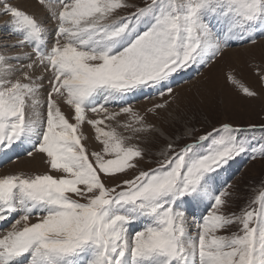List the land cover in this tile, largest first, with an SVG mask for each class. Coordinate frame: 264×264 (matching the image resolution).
I'll return each mask as SVG.
<instances>
[{
  "label": "snow or ice",
  "instance_id": "1",
  "mask_svg": "<svg viewBox=\"0 0 264 264\" xmlns=\"http://www.w3.org/2000/svg\"><path fill=\"white\" fill-rule=\"evenodd\" d=\"M37 4L46 17L0 0L18 34L17 51L0 49V154L27 146L49 168L0 176V223L9 222L0 264H264V181L234 208L221 173L244 154L264 160V138L246 135L256 126L222 122L165 137L147 119L175 101L184 73L264 38V0ZM254 70L264 80V68ZM225 80L257 95L231 70ZM154 96L162 102L133 110ZM121 114L128 119L117 121ZM85 124L101 150L82 143ZM146 160L154 166L145 170Z\"/></svg>",
  "mask_w": 264,
  "mask_h": 264
},
{
  "label": "rangeland",
  "instance_id": "2",
  "mask_svg": "<svg viewBox=\"0 0 264 264\" xmlns=\"http://www.w3.org/2000/svg\"><path fill=\"white\" fill-rule=\"evenodd\" d=\"M20 2L22 1L15 0L16 5ZM10 20V16L0 14V49L7 48L12 53L17 51L12 49L11 46L18 42V34L13 31ZM262 42H264V38H258L255 44L229 48L221 58L203 69L198 75L192 70L184 73L173 92L175 101L168 109L160 111L159 115L153 116L149 114L147 119L154 123L164 133L165 137L179 136L186 128L193 129V136H198L205 131H210L214 126H219L222 122H229L234 126H241L246 129L255 125L257 130H249L246 135L254 137L256 141H260L264 138V132L259 131V128L264 126V80L256 74L254 69L257 66L264 68V43ZM231 50L233 52L227 53ZM228 70L233 71L237 78L244 85L255 91L257 95L246 97L231 86L225 80V73ZM160 102H162L161 99L154 96L152 99H138L137 102L133 103L132 107L134 111L144 114L148 108ZM112 110L118 111L119 108L116 106ZM88 116L92 119L103 118V114L97 116L91 112L88 113ZM127 119V114H121L117 117V121L120 122H124ZM106 123L113 127L116 126V121H106ZM82 129L83 133L88 137L82 143L87 146L89 152L101 150L102 145L94 139V129L87 124ZM118 131L124 135L129 134L122 128H118ZM136 142L139 141H130V143ZM164 142L166 141L161 139L160 143ZM7 151L8 153L16 151L12 153L16 154L15 157L12 154L8 155V159H11V157L15 159L7 163L0 160V162H3L0 171L10 172L12 170L9 167L13 163L24 159L29 160L32 157L20 153L25 151V146H14L13 149H8ZM154 153L155 149H153V155L148 159L153 161L157 159ZM0 155L1 157L5 156L3 154ZM28 163L29 161H26L25 167L27 169L30 168L28 169L29 171L22 169L20 173L43 174L49 171L46 162L42 165L41 171L33 168V166L31 168ZM152 166L154 165L149 164L147 160L142 164L145 170ZM221 173L224 180L231 182L232 188L229 191H233L235 196L238 197L234 199V208H238L244 204L249 196L258 194L256 189L261 181H264V160L260 158L252 160L250 159V154H244L231 162V166L227 171L222 169ZM9 174H12V172ZM131 175L132 173H129V176ZM194 211L196 215L194 218H190V222L193 219H198L203 212V210L200 211L199 209Z\"/></svg>",
  "mask_w": 264,
  "mask_h": 264
},
{
  "label": "bare ground",
  "instance_id": "3",
  "mask_svg": "<svg viewBox=\"0 0 264 264\" xmlns=\"http://www.w3.org/2000/svg\"><path fill=\"white\" fill-rule=\"evenodd\" d=\"M21 1L22 2L18 3L17 5L19 7H21V8H24L26 11H28L30 13H35V15L37 16V18H44V17L47 16V13L44 11V9L41 6H39L37 4V1L36 0H21ZM262 43H264V42H262ZM231 52H233V50H231L230 52H227V53L230 54ZM61 107H62V110L65 111L66 114H68V115L71 114L70 109L68 108L67 105L62 104ZM26 161H29L28 164L31 165V168L33 166V168H36L39 171L42 170L41 167H43L42 165L45 164V160H44L43 154H35L29 160L28 159H24V160H20L19 162L17 161L15 163H13V165L11 167H9L10 170H12L10 172L9 171H3V170H1L0 171V176L7 175V174H9L11 172H12V174H16V172H19L20 173L22 171V169H24V171H29L28 169H30V168L27 169L25 167Z\"/></svg>",
  "mask_w": 264,
  "mask_h": 264
}]
</instances>
